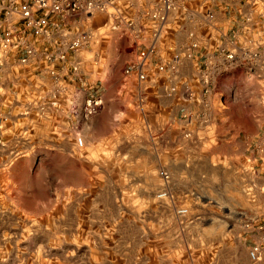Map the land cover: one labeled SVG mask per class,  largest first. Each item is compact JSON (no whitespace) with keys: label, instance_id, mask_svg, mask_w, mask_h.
<instances>
[{"label":"rangeland","instance_id":"rangeland-1","mask_svg":"<svg viewBox=\"0 0 264 264\" xmlns=\"http://www.w3.org/2000/svg\"><path fill=\"white\" fill-rule=\"evenodd\" d=\"M103 20L92 21L105 36L94 47L101 57L92 75L105 89L103 106L86 122L80 158L37 149L32 155L38 154L39 165L31 167L21 160L26 155L10 164L0 154V260L264 264L247 259V241L238 223L242 216L264 212V197H253L250 174L235 167L225 145L219 142L212 153L206 150L209 139L203 138L198 146L205 144L203 152L183 154L178 148L184 142L175 131L165 136L155 129L157 134L148 136L142 126L136 131L125 127L136 111L131 97L117 96L116 90L131 48ZM254 82L241 75L223 78L217 92L224 109L215 107L223 121L215 130L238 132L247 124L259 128L264 104ZM114 127L123 130L119 137H109ZM180 209L184 216L178 215Z\"/></svg>","mask_w":264,"mask_h":264},{"label":"built area","instance_id":"built-area-1","mask_svg":"<svg viewBox=\"0 0 264 264\" xmlns=\"http://www.w3.org/2000/svg\"><path fill=\"white\" fill-rule=\"evenodd\" d=\"M247 1L264 8V0ZM189 5V0H0V154L10 164L37 149L80 158L86 146L84 127L101 110L105 92L92 79L101 57L94 47L105 37L93 27L95 17L103 18V26L131 48L116 94L131 97L143 132L157 134L146 107L152 86L164 74L171 84L161 97L177 101L169 134L175 131L186 144L210 134L217 121L208 111L219 81L234 72L260 80L264 62L241 28L244 32L231 36L240 39L237 44L204 55L190 81L178 79L199 49L192 32L181 44L169 38L171 22L190 12ZM204 16L211 19V14ZM259 152L254 149L252 157ZM159 175L167 180L165 173ZM177 213L184 216L186 211ZM241 218L247 259L263 263L264 223ZM0 264L6 263L2 259Z\"/></svg>","mask_w":264,"mask_h":264},{"label":"crops","instance_id":"crops-1","mask_svg":"<svg viewBox=\"0 0 264 264\" xmlns=\"http://www.w3.org/2000/svg\"><path fill=\"white\" fill-rule=\"evenodd\" d=\"M189 4L190 12L188 11L183 18H174L171 22L169 38L176 44H181L186 39V33L192 32L199 41V49L194 53L190 61L185 62L183 69L178 74V79L190 81L192 72L199 66L204 55L215 51L227 50L232 45L237 44L240 39H232L231 36H237L238 33L244 32L241 31V28L247 30L245 33H242L243 37L246 41L250 40L257 46L260 57L264 62V8L252 7L247 0H226L225 2L220 0H189ZM205 14H211L209 21H205ZM245 18H249L247 24L244 23ZM231 75H241L244 77L239 72H234ZM252 80L255 81L254 83L257 87V98L260 104L263 105L264 77L260 80ZM219 83L215 95L211 99L213 112L215 107L217 110L219 108L224 109L221 101L222 95L217 92ZM169 84L171 82L168 77L164 74L161 75L157 79V84L152 86V92L148 95L146 107L147 121L157 130H161V134L165 136H169V127L173 126L171 123L174 122L177 116L176 99H164L161 97L164 89ZM217 113L216 110L213 113L217 122L216 125L211 126L210 134L196 137L189 144L184 143L183 146L180 145L178 153L197 154V152H203V149L206 148L204 147L205 144L198 147L203 138H208L210 142V149L206 150L216 153L218 143L220 142V146L225 145L230 160L237 164L235 167H238L241 171L245 168L250 174V182H252V187L256 189V196L254 195L253 197H264V116L257 118V122L259 123L258 129H253L247 124L240 131L231 132L215 130V126L221 125L223 121L220 116H217ZM118 118V116H115L114 120L117 121ZM124 125L125 127L130 125L135 131L137 128L139 130L138 126H141V124L138 114L132 113L130 119ZM118 127H114L109 137H119L121 135V131L123 130ZM255 148L261 150V152L257 153L253 158V150ZM37 157L38 154L34 153L32 155L31 152L21 158V160L31 167H37L39 165ZM184 167L188 168L186 165ZM247 218H254L257 222L264 223V212H259L258 215Z\"/></svg>","mask_w":264,"mask_h":264}]
</instances>
